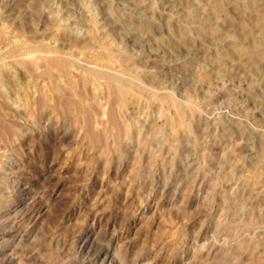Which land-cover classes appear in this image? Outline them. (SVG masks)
I'll list each match as a JSON object with an SVG mask.
<instances>
[{
    "label": "rangeland",
    "instance_id": "374dc122",
    "mask_svg": "<svg viewBox=\"0 0 264 264\" xmlns=\"http://www.w3.org/2000/svg\"><path fill=\"white\" fill-rule=\"evenodd\" d=\"M0 69V264H264V0H0Z\"/></svg>",
    "mask_w": 264,
    "mask_h": 264
},
{
    "label": "bare ground",
    "instance_id": "6f19581e",
    "mask_svg": "<svg viewBox=\"0 0 264 264\" xmlns=\"http://www.w3.org/2000/svg\"><path fill=\"white\" fill-rule=\"evenodd\" d=\"M4 54V53H3ZM48 57V56H47ZM42 58H45L44 56H42ZM46 59V58H45ZM6 61V60H5ZM47 67H50V68H57L59 69L60 71L62 72H66L68 71V69L70 68L68 66V61L65 59L64 56H58V55H53V56H50L47 58ZM3 62V61H2ZM23 64H24V67L28 68L29 67V64L26 62V61H23ZM19 65H20V62H19ZM71 66V65H70ZM22 67V66H21ZM1 70V69H0ZM69 73V72H68ZM63 74V73H62ZM113 75V74H112ZM124 75V74H123ZM6 76V74H5ZM4 76V77H5ZM116 76V75H115ZM107 77V81H108V85H109V88L112 90L114 96L116 95L118 97V100L120 99L121 101H123L124 99V96L126 95V93L128 94V91L130 90V82H128L127 80H123L121 78H119L118 76L116 77ZM2 77V75L0 74V78ZM3 77V78H4ZM7 77V76H6ZM9 78V77H8ZM6 79V78H5ZM7 80V79H6ZM10 80V79H8ZM7 80V81H8ZM12 81V80H11ZM83 82V81H82ZM3 83V82H2ZM12 83V82H11ZM83 84V83H82ZM6 85V84H5ZM3 86V85H2ZM8 86V85H7ZM11 87V85H9ZM83 86V85H82ZM5 87V86H4ZM62 88V87H61ZM67 88V87H66ZM71 90H69L70 92ZM63 93L65 91H62ZM68 93V92H67ZM84 93V91H83ZM73 94V93H71ZM41 96V95H40ZM36 98V97H35ZM34 98V99H35ZM38 102V100H36ZM39 103V102H38ZM64 104V103H63ZM22 105V103H21ZM20 105V106H21ZM24 105H26V103H24ZM25 107V106H24ZM73 107V106H72ZM22 108V107H21ZM26 108V107H25ZM24 109V108H23ZM30 109V108H29ZM28 110V109H27ZM10 122V121H9ZM2 125L4 127H8L7 124L3 121H1ZM11 123V122H10ZM10 126V124H9ZM1 130V129H0ZM3 130V129H2ZM2 185V184H1ZM2 191V190H1ZM1 196V195H0ZM240 204V203H239ZM3 226V225H2ZM2 229V228H1ZM11 259V258H10ZM13 263V262H12Z\"/></svg>",
    "mask_w": 264,
    "mask_h": 264
}]
</instances>
